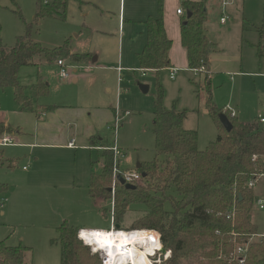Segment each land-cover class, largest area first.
Wrapping results in <instances>:
<instances>
[{
  "label": "rangeland",
  "instance_id": "1",
  "mask_svg": "<svg viewBox=\"0 0 264 264\" xmlns=\"http://www.w3.org/2000/svg\"><path fill=\"white\" fill-rule=\"evenodd\" d=\"M39 1L45 4L52 0H0L2 45L12 47L17 37L25 35V23H29L32 24L30 38L43 47L54 49L66 44L69 51L88 50L100 60L82 65L89 71L75 73L86 75L79 84L59 78L55 62L61 60L67 65L65 61H70L63 57L54 62L36 60L35 67L19 70L18 81L25 87L24 93L33 111L42 115L48 109L46 106H58L59 111L66 110L63 106L71 107L67 115L74 121L67 125L58 123L52 114L38 122L32 111L18 109L12 89L0 92L1 118L11 127L18 128L23 138L18 140L23 146L0 149L3 153L0 184L6 186V191L0 194V241L7 246H17L19 242L29 246L31 264H59L60 250L54 240L55 227L61 220L78 217L83 221L78 228L111 230V201L96 199L94 205L88 197L89 175L99 166L96 163L98 153L86 144V130L96 129L107 142L106 148L111 147L114 134L108 126L114 121L113 109H116V118L121 124L116 140L125 153L124 156L119 149L122 157L119 158V170L134 173L138 164L150 162L155 157L152 102L156 84H159L163 90V107L185 112L184 127L197 131L198 150H204L209 142L214 141L217 131L207 108L208 97L202 75L179 69L171 80L169 70L146 78L136 71L134 54L141 39L138 26L134 25L136 34L130 40L128 36L133 25L120 31L124 36L120 43L116 38L120 33L118 12L121 9L125 17L135 14L133 0H100L104 8L93 0H81L96 4L103 13L70 0L65 20L43 19L34 24ZM165 2L164 17L168 16L170 20L171 10L182 8L183 2ZM147 10L157 16L155 6L149 5ZM220 11L208 10L206 23L208 37L215 44V53L210 56L211 103L217 109L224 108L222 113L225 110L235 112L240 122H253L259 114L264 116V63L256 56L255 49L258 29L264 24V4L262 0H248L238 8H226L225 15L230 21L223 26L218 24ZM118 67L123 72L117 76L115 69ZM73 70L76 69L68 71L71 76L75 75ZM38 77L48 82V94L34 98L32 88ZM140 82L149 86L148 93L142 94L138 90ZM90 94L95 100H87ZM96 120H100V124L97 125ZM10 136L14 137V134ZM68 143L73 148L69 149ZM9 161L12 169L7 170ZM104 209L105 215L102 213ZM143 212V207L131 206L121 225L129 227ZM253 214L254 222L261 224L263 214L257 210ZM92 249L89 248L90 255L96 256L102 264L100 254H92ZM166 252L156 256V264L166 260Z\"/></svg>",
  "mask_w": 264,
  "mask_h": 264
},
{
  "label": "trees",
  "instance_id": "2",
  "mask_svg": "<svg viewBox=\"0 0 264 264\" xmlns=\"http://www.w3.org/2000/svg\"><path fill=\"white\" fill-rule=\"evenodd\" d=\"M70 0L38 2L34 24L38 20L63 18ZM205 1L185 0L183 8L190 14L181 20L180 44L186 53L190 70H200L215 52V45L207 35ZM158 17L145 20L146 42L137 61L143 71H160L170 68L171 41L163 25V2L157 0ZM32 24L25 23V35L15 39L12 47L0 42V92L12 89L13 100L20 111H33L29 106L25 88L18 81L23 67H35L36 60L54 62L63 57L74 64L86 62L88 55L70 54L66 44L47 49L30 38ZM264 29H258L255 46L258 58L264 59ZM207 108L215 124L217 136L204 150L197 147L198 134L183 127L185 112L167 110L162 105L163 90L156 84L153 94V144L155 157L142 163L137 173L141 180L134 190H127L119 183L113 195L112 152L104 150L97 160L99 172L92 173L88 192L91 200L113 199V225L118 230H147L159 236L160 244L169 257L159 264H238L232 257L237 246H246L243 264H264V240L249 242L252 234L263 230V222H254L253 193L246 189L252 175L264 169V124L256 118L253 122H240L230 111L217 109L211 103L210 83H205ZM48 94V86L40 77L32 88L34 98ZM224 114L232 126L226 132L218 114ZM13 134L15 130L0 122V136ZM89 144H98L97 138ZM2 151H0V163ZM162 157L159 160V157ZM92 167L94 163H91ZM144 175V177H142ZM0 185V194L5 191ZM131 206L144 208L129 227L121 224ZM168 206V208L166 207ZM234 209V218L227 220ZM258 212V211H257ZM103 215L106 210H102ZM261 214V213H260ZM110 229V228H109ZM107 229V230H109ZM78 229L63 221L55 228L54 243L59 246V264H100L90 255L88 247L78 239ZM31 248L19 244L7 246L0 241V264H31Z\"/></svg>",
  "mask_w": 264,
  "mask_h": 264
},
{
  "label": "crops",
  "instance_id": "3",
  "mask_svg": "<svg viewBox=\"0 0 264 264\" xmlns=\"http://www.w3.org/2000/svg\"><path fill=\"white\" fill-rule=\"evenodd\" d=\"M80 5H85V6H89V7H92V8H95L96 9V11H98L99 13H103V10H101L99 7H101V8H104L103 6V4L100 2V0H93V2L94 3H96L98 6H96V4H94V3H92V2H83V1H81V0H76ZM98 1H99V3L101 4H99L98 3ZM122 1V0H121ZM178 4H180L181 2H184L185 0H175ZM189 1H191V2H199L200 0H189ZM248 0H245V1H236L233 5H231V6H228L229 8H231V7H236V8H238V7H240V6H243V4L245 3V2H247ZM162 2H163V0H162ZM206 3H205V11H206V23H207V13H208V10H215V9H219V10H221V7H220V5H219V0H206L205 1ZM262 2H263V4H264V1L262 0ZM164 3H166L165 2V0H164V2H163V7H164ZM133 6H134V8L136 9L135 10V14H133V15H131V14H128V16L127 17H125V15H124V12H122L121 11V9L119 10V12H118V32H120V31H124L125 29H127L130 25H133V27L134 28H132L131 29V32H130V35L128 36V39L130 40V38H132L136 33H135V30H136V26H134V25H137L138 26V28H139V30H140V32H139V35L141 36V39H139L138 41H139V44H138V46H137V49H136V52H135V54H134V56H135V60H136V63H137V67H136V71H138L140 74H141V76L142 77H147V76H149L150 74H152V75H154V76H157L158 74H156L155 72H153V71H143V70H141L140 68H139V65H138V61H137V54H139L140 52H141V50L143 49V47H144V45H145V42H146V28H145V25H144V22H145V20L147 19V18H149V17H153V18H156V17H158V13H157V0H133ZM149 5H152V6H155V9H156V13H157V16L156 15H154V14H151V11H149V10H147V7L149 6ZM228 7H226V8H228ZM179 8H181L180 6L179 7H177V8H175V10L173 11V9L171 10V15H170V20H168V16L167 17H164V13H163V16H162V19H163V25H164V30H165V33H166V36H167V38L171 41V49H170V52H169V59H170V64H171V67L170 68H167V69H164V70H169L170 71V78H171V80L172 79H174V77H175V75H176V73L173 75V76H171V70L172 69H174V70H179V69H185V70H187V71H191V72H195L196 74H198V75H202L203 76V78H204V83H206V80H207V82H209L210 83V79H211V75H212V72H211V70H210V57H209V59H208V62L204 65V67L205 68H203V67H201L203 70L201 71V68H200V70H190L189 68H188V66H187V61H186V53H185V50H184V48L181 46V44H180V28H181V20L183 19V18H185L186 17V10H184V8L182 7L181 8V10H182V14L181 15H177L176 14V10L177 9H179ZM225 8V9H226ZM224 9V10H225ZM66 11H67V6H66ZM66 11H65V15H64V17L63 18H60V17H55V19H58L59 20V18L63 21V20H65V18H66ZM105 13H109V11H104ZM221 14H222V10L220 11V17H221ZM220 17H219V19H218V24L219 25H225L228 21H230V19H228V21L225 23V24H220ZM127 18V19H126ZM53 19V18H52ZM206 23H205V26H206ZM84 27L87 29H91V27H87V26H85L84 25ZM261 27H263V29H264V24L261 26ZM260 27V28H261ZM206 29H207V27H206ZM207 35H208V33H207ZM117 40H118V42L120 43V41H122L123 39H124V36H123V34L120 32V33H118V35H117ZM209 38V37H208ZM210 40V39H209ZM137 41V42H138ZM263 42H264V40H263ZM214 44V43H213ZM215 45V44H214ZM256 46V45H255ZM50 49V48H49ZM264 51V50H263ZM69 53L70 54H78V55H88V58H87V60H86V62H84V63H78V64H74V63H70V61H65V62H67L68 64H67V66H69L70 68H68V71H69V69H76V70H73V73L75 74V73H77V71H89V68L87 67H83L82 65L83 64H88L89 62L91 63V64H94L95 62H98L99 60H100V58H99V56L97 55V56H93V54H91L88 50L86 51V52H84V51H82V52H74V51H69ZM215 53V52H214ZM93 56V57H92ZM257 56V55H256ZM259 60H263V63H264V59L263 58H258ZM56 63V66L58 67V65H57V62H55ZM66 64V63H65ZM77 66H81V67H78V68H76ZM58 69H59V67H58ZM263 69H264V67H263ZM163 71V70H162ZM115 72L117 73V76L120 74V73H122L123 72V70L120 68V67H118V68H116L115 69ZM69 74V77L67 78V79H62V78H60L61 80H63V81H66V80H70L71 82H72V84H79V82H80V80H82V79H85V77H86V75H81V76H78V75H74V76H71L70 75V73H68ZM250 74H254V75H257V76H262V74H260V73H250ZM263 75H264V73H263ZM134 76H135V74H134ZM119 78V77H118ZM121 79H122V77L119 79V82L121 81ZM136 80H138L137 78H135ZM36 81H37V79H36ZM42 81H44L43 79H42ZM45 83H46V85L48 86V88H49V84H48V82H46V81H44ZM35 84H36V82H35ZM34 84V85H35ZM138 84H142V85H146V84H144V83H138ZM137 84V85H138ZM33 85V86H34ZM25 88V87H24ZM137 88H138V86H137ZM138 90H139V88H138ZM105 91H109V89L108 88H105ZM140 91V90H139ZM148 91H149V86H148ZM148 93V92H147ZM95 100V96L93 95V94H90L88 97H87V100L88 101H91V100ZM48 109H46V111H44V113L41 115V114H36L35 112H33V113H35V116H36V119H37V121L38 122H42V120H43V118L44 117H47V116H51V114H52V116L53 117H55V118H57L56 120H57V122L58 123H61V125H67L69 122H72V121H74L73 119H72V117H70V116H68L67 114H70V112L69 111H67V110H69V109H71V107H67V106H63L62 108H66V110H64V111H59V108L60 107H58V106H46ZM222 110H224V108L222 109ZM229 111V110H228ZM91 112H96V110H91ZM152 112H153V108H152ZM231 113H233V115H235V116H237L236 115V113L235 112H232V111H230ZM116 114H117V110L116 109H113V115H114V117L116 118ZM152 115H153V113H152ZM259 116H262V117H264L263 115H261V114H259L258 116H257V118L259 117ZM115 118H114V120H115ZM186 118V117H185ZM63 120V121H62ZM185 120V119H184ZM62 121V122H61ZM0 122H3L5 125H8V126H10L6 121H4L3 120V118H1V114H0ZM96 123H97V125L98 124H100V120H96ZM114 123V121L112 122L111 121V124H109V128L111 129V125ZM123 123V122H122ZM120 126H121V124H120ZM11 127V126H10ZM152 127H153V122H152ZM183 127H184V123H183ZM12 129H14L15 130V133H13L14 134V137L12 136V140H13V145L12 146H9V147H16L15 145H18V146H23V145H21V144H18V140H20L22 137H21V135H22V132H20L19 130H18V128H13V127H11ZM120 128V127H119ZM118 128V129H119ZM184 129H186V130H190V129H187V128H185L184 127ZM117 132H118V130H117ZM197 132V131H196ZM114 134V133H113ZM198 134V133H197ZM3 135H8V136H10V134H3ZM2 135V136H3ZM116 136H117V133H116V135H114V140L112 141V144H111V146L113 145V143L115 142V144L117 145V147L119 148V146H118V144H117V140H116ZM1 137V136H0ZM11 137V136H10ZM84 138H85V140H86V144H87V146H88V148L90 149V150H95L97 153H98V159L97 160H99V158H100V153L102 152V151H104V150H106V145H107V142H105L104 140V138H101L100 136H99V133H98V131H96V129H94V128H92V129H89V130H86L85 131V134H84ZM91 138H97L98 139V144L97 145H95V146H92L91 144H89V139H91ZM22 140H23V138H22ZM74 141V140H73ZM154 141V140H153ZM17 143V144H16ZM69 144V143H68ZM74 144H75V142H74ZM197 144H198V142H197ZM67 147L70 149V148H73V146L71 145V144H69V145H67ZM110 147V145L107 147V148H109ZM4 148H7V147H4ZM4 148H1V149H4ZM119 149H121V148H119ZM122 150V149H121ZM4 152V151H3ZM122 152H123V150H122ZM5 154V153H4ZM123 154H124V156H125V153L123 152ZM5 156H6V154H5ZM122 158V157H121ZM8 159H12L13 160V158H8ZM11 160V161H12ZM11 161H9L8 162V165H7V170H9V169H12V163H11ZM92 163V162H91ZM90 163V164H91ZM140 165L141 164H138L137 166H136V170L137 169H139L140 168ZM92 166V165H91ZM97 166H99V164L97 165ZM100 167V166H99ZM99 167H98V170H93V172L92 173H98L99 172ZM22 170L23 171H25L26 169H25V167H23L22 168ZM91 173V174H92ZM134 173H137L136 171L134 172ZM91 174L89 175V178H88V184H89V179H90V176H91ZM1 186H4L5 188H6V186L5 185H3V184H0ZM5 191H6V189H5ZM4 191V192H5ZM3 192V193H4ZM87 193H88V197H89V199H91L90 198V196H89V192H88V185H87ZM92 201V200H91ZM93 202V201H92ZM111 203V202H110ZM94 204V203H93ZM95 205V204H94ZM82 210H80L79 212H81ZM69 221H67L66 219L65 220H61L58 224L60 225L63 221H67L70 225H72L73 227H75V228H78V226H79V224H82L83 223V221H81V219L80 218H78V217H75L74 219H72V220H70V219H68ZM59 225H57V226H59ZM56 226V227H57ZM112 226V225H111ZM110 226V227H111ZM114 226V225H113ZM55 227V228H56ZM78 229H83V230H96V229H86V228H78ZM105 231V230H104ZM19 244H22V245H24L22 242H19L17 245H19ZM26 246V245H25ZM27 247H29V246H27ZM30 248V247H29Z\"/></svg>",
  "mask_w": 264,
  "mask_h": 264
},
{
  "label": "built area",
  "instance_id": "4",
  "mask_svg": "<svg viewBox=\"0 0 264 264\" xmlns=\"http://www.w3.org/2000/svg\"><path fill=\"white\" fill-rule=\"evenodd\" d=\"M189 1V0H188ZM236 1L238 0H219V5L221 7L222 10V14L220 17V24H225L228 21V17L225 15V8L228 6L233 5ZM239 1H245V0H239ZM264 1V0H263ZM176 14L177 15H181L182 14V10L181 8L176 10ZM57 65L59 67V77L62 79H67L69 77L68 74V68H70L69 66H67L66 64H64L63 61H57ZM203 69L201 68V71ZM176 73V70L172 69L171 70V76H173ZM259 120V122L261 124H264V117L259 116L257 118ZM120 125V120H118L117 118H115L114 123L111 125V129L114 133V135H116L117 130L119 128ZM13 145V140L12 137L8 136V135H3L0 137V149L4 148V147H9ZM106 150L112 152L113 155V165H112V185H111V193L113 195V191L115 188V185L118 184V182L116 181L117 177H120L123 179L124 184H128V185H134L136 182L141 180V176L138 173H128V172H121L119 170V158H121V154H120V150L117 147V145L115 144V142L113 143V145L109 148H106ZM263 165H264V158L262 159ZM246 189L250 190L253 193V197H254V206L255 209L263 214V220H264V169L260 170L258 173L252 175L251 179L248 180L246 182ZM110 214H111V220L112 219V215H113V199H111V208H110ZM234 209H232L231 212L228 213L226 219L227 220H232L234 218ZM105 231H109V233L112 232H124L127 234H149V235H153L156 234L153 231H147V230H131V231H124V230H115L113 223L111 226V230H105ZM80 232H82V230H80L78 232V239L83 242L84 245H86L88 248H92L91 246L85 244L84 240L81 239V235ZM157 238L159 239V236H157ZM260 240H264V222H263V230L260 233L257 234H252L249 238V242H257ZM160 242V240H159ZM162 248V245H161ZM247 251V247L245 246H237L235 247V249L233 250L232 253V257L233 259L238 263V264H243L245 261V254ZM160 252L161 250H154L153 255L148 256V259L151 261V263L153 262V264H156L158 262H155V258L157 255H159L160 257ZM92 254H100L101 259H102V264H105V257H104V253L102 251H95L94 249L91 250ZM169 257V252H166L165 257L164 258H168Z\"/></svg>",
  "mask_w": 264,
  "mask_h": 264
},
{
  "label": "bare ground",
  "instance_id": "5",
  "mask_svg": "<svg viewBox=\"0 0 264 264\" xmlns=\"http://www.w3.org/2000/svg\"><path fill=\"white\" fill-rule=\"evenodd\" d=\"M80 235L85 244L104 253L105 264H152L148 256L162 250L157 234L82 230Z\"/></svg>",
  "mask_w": 264,
  "mask_h": 264
},
{
  "label": "water",
  "instance_id": "6",
  "mask_svg": "<svg viewBox=\"0 0 264 264\" xmlns=\"http://www.w3.org/2000/svg\"><path fill=\"white\" fill-rule=\"evenodd\" d=\"M190 17V14L189 13H186V18H189ZM140 92L142 94H146L148 92V86L147 85H142V84H138L137 85ZM218 119H219V122L220 124L222 125V127L224 128V130L226 132H230L231 129H232V126L231 124L229 123L227 117L224 115V114H218ZM142 177H144V175H142ZM116 181L121 185V186H124L127 190H134L135 187L134 185H128V184H124V181L122 178L120 177H117ZM108 192H111V189H108ZM120 227L118 225H115L114 226V229L115 230H118ZM165 253V250L162 249L161 250V254H164Z\"/></svg>",
  "mask_w": 264,
  "mask_h": 264
}]
</instances>
